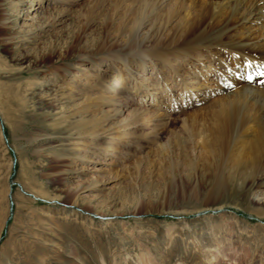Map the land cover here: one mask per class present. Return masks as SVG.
<instances>
[{"label": "rangeland", "instance_id": "rangeland-1", "mask_svg": "<svg viewBox=\"0 0 264 264\" xmlns=\"http://www.w3.org/2000/svg\"><path fill=\"white\" fill-rule=\"evenodd\" d=\"M112 2L0 0V264H264L258 126L215 154L189 117L228 74L134 57Z\"/></svg>", "mask_w": 264, "mask_h": 264}, {"label": "bare ground", "instance_id": "bare-ground-1", "mask_svg": "<svg viewBox=\"0 0 264 264\" xmlns=\"http://www.w3.org/2000/svg\"><path fill=\"white\" fill-rule=\"evenodd\" d=\"M112 1L113 12L122 8V16L129 13L132 21L145 18L155 27L150 45L128 42L127 49L134 57L141 58L146 50L161 65L181 63L175 70L179 71L184 59L204 56L210 64L216 62L219 72L228 74L229 86L222 87L223 93L189 115L193 131L201 126V132H206L203 142L212 152L228 153L234 132L247 131L254 124L258 128L250 148L264 152V84L255 77L264 73V0ZM104 45L101 40L97 48ZM109 51L110 57H116V51ZM190 71L206 69L197 63ZM204 86L198 83L195 90Z\"/></svg>", "mask_w": 264, "mask_h": 264}]
</instances>
